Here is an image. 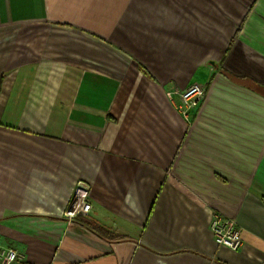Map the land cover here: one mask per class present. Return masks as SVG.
Listing matches in <instances>:
<instances>
[{
    "label": "crops",
    "instance_id": "crops-1",
    "mask_svg": "<svg viewBox=\"0 0 264 264\" xmlns=\"http://www.w3.org/2000/svg\"><path fill=\"white\" fill-rule=\"evenodd\" d=\"M193 83L185 119L167 92ZM80 181L92 209L69 220ZM0 244L15 264H264V0H0Z\"/></svg>",
    "mask_w": 264,
    "mask_h": 264
},
{
    "label": "built area",
    "instance_id": "built-area-1",
    "mask_svg": "<svg viewBox=\"0 0 264 264\" xmlns=\"http://www.w3.org/2000/svg\"><path fill=\"white\" fill-rule=\"evenodd\" d=\"M175 93L179 94L182 99L181 114L185 119H188L190 111L198 107V104L204 98L205 86L193 83L184 90L167 92L169 101L173 99ZM75 187L73 197L70 199V204L64 214L69 220L80 214H88L92 209L91 203L87 200L90 190L89 184L80 181ZM211 229L218 246H228L232 250L241 248V230L237 227L234 219L227 218L221 214H213ZM19 260H22V256L18 250L0 244V264H15Z\"/></svg>",
    "mask_w": 264,
    "mask_h": 264
},
{
    "label": "rangeland",
    "instance_id": "rangeland-1",
    "mask_svg": "<svg viewBox=\"0 0 264 264\" xmlns=\"http://www.w3.org/2000/svg\"><path fill=\"white\" fill-rule=\"evenodd\" d=\"M11 34H13V33L10 32L9 34H4V36H5V35H9V36H8L9 39H12V38H13V35H11Z\"/></svg>",
    "mask_w": 264,
    "mask_h": 264
}]
</instances>
